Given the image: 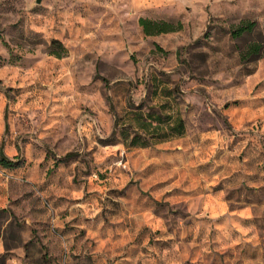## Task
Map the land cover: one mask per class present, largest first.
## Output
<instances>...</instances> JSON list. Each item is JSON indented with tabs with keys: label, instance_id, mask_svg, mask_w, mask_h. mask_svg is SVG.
I'll return each instance as SVG.
<instances>
[{
	"label": "rangeland",
	"instance_id": "1",
	"mask_svg": "<svg viewBox=\"0 0 264 264\" xmlns=\"http://www.w3.org/2000/svg\"><path fill=\"white\" fill-rule=\"evenodd\" d=\"M1 141L0 264H264V0H0Z\"/></svg>",
	"mask_w": 264,
	"mask_h": 264
},
{
	"label": "trees",
	"instance_id": "2",
	"mask_svg": "<svg viewBox=\"0 0 264 264\" xmlns=\"http://www.w3.org/2000/svg\"><path fill=\"white\" fill-rule=\"evenodd\" d=\"M138 24L141 26L143 32L147 35L157 34L160 32L175 31L179 30L182 26L180 21L173 23L165 19H154L145 16L138 17ZM255 21L251 19L242 18L239 22L231 29L232 36H238L244 31L252 29ZM53 43H59L61 45L63 52L53 51L57 56H61L66 49L62 46L61 42L57 39L52 40ZM261 44L258 42H251L247 45L246 52L242 53L243 56L249 53H256L259 55ZM109 102V110L113 116V128L111 134H115L117 130V121L118 116L115 112L114 105L110 101L109 95H107ZM134 124L132 128L134 129V135L131 137L129 144L130 145H140L146 146L153 143L150 141L151 138L164 139L173 135H181L184 132V120L181 116H176L171 118V115H168L167 118H161L159 114H156L154 111L142 112V110H137L134 113ZM8 123L5 121V130H7ZM126 127L128 124H125L121 127L122 133L127 135ZM74 152H66L62 156H58L57 160L64 161L68 157L72 156ZM0 163L4 166H16L18 165V160L8 157L3 151V141L0 142Z\"/></svg>",
	"mask_w": 264,
	"mask_h": 264
}]
</instances>
